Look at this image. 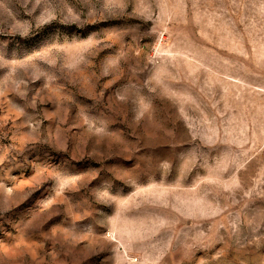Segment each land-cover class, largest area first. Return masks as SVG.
I'll return each mask as SVG.
<instances>
[{
    "label": "rangeland",
    "instance_id": "1",
    "mask_svg": "<svg viewBox=\"0 0 264 264\" xmlns=\"http://www.w3.org/2000/svg\"><path fill=\"white\" fill-rule=\"evenodd\" d=\"M0 264H264V0H0Z\"/></svg>",
    "mask_w": 264,
    "mask_h": 264
}]
</instances>
